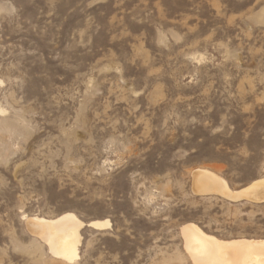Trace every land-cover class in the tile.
Masks as SVG:
<instances>
[{"label":"rangeland","instance_id":"rangeland-1","mask_svg":"<svg viewBox=\"0 0 264 264\" xmlns=\"http://www.w3.org/2000/svg\"><path fill=\"white\" fill-rule=\"evenodd\" d=\"M0 264H52L25 216L109 220L68 264H193L181 228L264 239V0H0ZM61 264V263H53Z\"/></svg>","mask_w":264,"mask_h":264},{"label":"bare ground","instance_id":"bare-ground-1","mask_svg":"<svg viewBox=\"0 0 264 264\" xmlns=\"http://www.w3.org/2000/svg\"><path fill=\"white\" fill-rule=\"evenodd\" d=\"M6 112L0 105V116ZM192 177V191L196 195L216 194L234 202L244 198L264 201V178L240 190H233L225 178L208 168L194 170ZM25 221L30 235L47 246L51 261L61 264L79 260L83 228L102 231L111 227L109 220L84 223L71 212L50 218L26 215ZM181 234L193 264H264V239L223 240L205 232L195 223L184 225Z\"/></svg>","mask_w":264,"mask_h":264}]
</instances>
